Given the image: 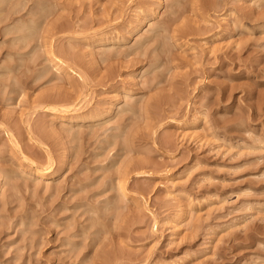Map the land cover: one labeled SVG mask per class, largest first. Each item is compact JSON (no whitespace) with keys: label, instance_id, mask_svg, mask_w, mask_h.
Here are the masks:
<instances>
[{"label":"rangeland","instance_id":"1","mask_svg":"<svg viewBox=\"0 0 264 264\" xmlns=\"http://www.w3.org/2000/svg\"><path fill=\"white\" fill-rule=\"evenodd\" d=\"M191 2L0 0V264H264V0Z\"/></svg>","mask_w":264,"mask_h":264},{"label":"bare ground","instance_id":"2","mask_svg":"<svg viewBox=\"0 0 264 264\" xmlns=\"http://www.w3.org/2000/svg\"><path fill=\"white\" fill-rule=\"evenodd\" d=\"M23 1V0H22ZM47 1H50V0H31V3H32V7H31V9L29 10V13L26 15V16H29V18H30V22H33V24H34V26H36L37 25V19H43V20H45V23H46V26H47V28H45V29H43V35H45V37L46 38H48V44H47V46H48V48L50 49V51H51V49L53 48V19H50V18H52L53 17V9H50L49 11L48 10H40V9H38V7H40V5H42V3H44V2H47ZM193 2H191V6L193 7V8H196L197 10L198 9H209V8H211L212 6L210 5L211 4V2L209 3V0H192ZM26 2V1H25ZM30 2V1H29ZM51 3V2H50ZM18 4H20V2H18ZM24 5H25V3H23ZM50 5H52V4H50ZM66 5V4H65ZM214 5V4H213ZM19 7V6H18ZM20 9H22V7L23 6H21V4H20ZM67 7V6H66ZM17 10H14V14H16V13H19L21 10H19L18 8H16ZM99 10L101 11H105V9H104V7L103 6H100L99 7ZM70 11H71V9H70ZM101 11V12H102ZM109 10H107V12H108ZM22 12V11H21ZM72 12H73V10H72ZM74 13V12H73ZM76 13V12H75ZM13 14V13H12ZM77 15V14H76ZM12 16V15H11ZM21 17H23V16H21ZM33 17H36V18H33ZM8 18V17H7ZM63 18V17H62ZM10 19V18H9ZM60 18H58V20H59ZM96 20V19H95ZM56 23V22H55ZM54 23V24H55ZM33 25H32V27H26V30L27 31H29V32H31L32 30H33V28H35ZM56 27V26H55ZM21 28V27H20ZM58 28V27H57ZM77 28V27H76ZM166 28H169V27H167L166 26ZM22 29V28H21ZM20 29V30H21ZM23 29H24V27H23ZM61 29V28H60ZM64 29V28H63ZM63 29H61V30H63ZM169 30V29H168ZM173 30V29H172ZM177 32H179V35H184V34H186L187 32H188V30H183V31H181V30H176ZM187 31V32H186ZM21 32V33H20ZM20 32H18V31H14V30H11V31H8V32H5L4 31V33L5 34H3V36L4 35H16L17 33H19L20 34V36L18 35H16L15 37H13V38H11V41L12 42H14L15 44L16 43H18L19 44V46H18V49H21L24 45L25 46H27V45H29V43L30 42H32V41H34L35 40V42H36V40L37 39H39V37H40V35H39V37L37 38V35H35V33L34 34H29V32H27L28 34H26V35H22V31H20ZM61 32V31H60ZM45 38V39H46ZM43 39H44V37H43ZM39 42V41H38ZM44 42V41H43ZM46 43V42H45ZM48 58H50V59H52L54 56H53V54L51 53V52H49V54H48V56H47ZM227 58V57H226ZM60 101V100H59ZM75 107V106H74ZM76 108V107H75ZM54 109H56V108H53V110ZM74 109V108H73ZM164 112V111H163ZM166 113V112H165ZM160 115L163 117V115H164V113L163 114H159L157 117H160ZM165 116H167V115H165ZM169 117V116H168ZM164 118V117H163ZM167 118V117H166ZM158 119V118H157ZM162 119V118H161ZM160 119V120H161ZM159 120V119H158ZM162 121H163V119H162ZM158 122V121H157ZM160 124V123H159ZM161 125L162 124H160L159 126L161 127ZM167 143V142H166ZM165 143V144H166ZM169 143V142H168ZM167 143V144H168ZM170 144V143H169ZM168 147H169V145H168ZM50 169V168H49ZM35 174L38 176H41V175H43L42 173H41V171H39V170H37L36 172H35ZM126 182V181H125ZM125 182H122L120 185H121V188L123 189V190H121L122 192H125ZM103 262V261H102Z\"/></svg>","mask_w":264,"mask_h":264}]
</instances>
